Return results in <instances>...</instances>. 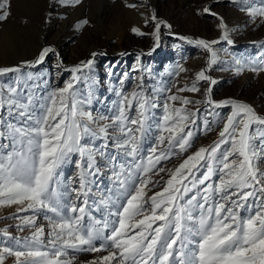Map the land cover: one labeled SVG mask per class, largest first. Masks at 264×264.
Wrapping results in <instances>:
<instances>
[{
  "label": "snow or ice",
  "instance_id": "snow-or-ice-1",
  "mask_svg": "<svg viewBox=\"0 0 264 264\" xmlns=\"http://www.w3.org/2000/svg\"><path fill=\"white\" fill-rule=\"evenodd\" d=\"M62 2L72 6L81 0ZM235 2L253 22L259 19L264 23V0L259 4L253 0ZM10 7L11 0H0V21L8 18ZM203 12L217 15L208 7ZM150 19L155 21L153 35L158 47L160 28L165 22L157 20L155 13ZM88 23L84 19L77 27ZM218 26L221 39L231 44L223 18ZM132 31L145 35L139 28ZM179 38L210 54L208 67L196 73L195 80L214 85L216 81L206 72L217 61L213 46L219 41ZM50 55L58 53L53 47H44L34 61L0 67V77L16 74L0 81V206L17 205L19 212L43 213L49 224L46 233L43 226L36 224L37 215L21 218L22 225L33 229L31 237L23 241L4 229L3 235L11 243L0 247V264H5L6 257H14L15 264H75V252L107 253L89 264H264V170L256 163L259 153L254 143L259 139L264 144V115L235 99L213 101L208 87V105L231 108L230 114L222 118L218 139L188 155L169 172L162 190L149 197L148 185L153 183L149 173L154 172L160 160L169 158L173 149L186 152L191 147L194 132L190 124L195 123L199 109L189 110L186 106L193 101L186 97H167L161 134L157 145L149 148L145 165L143 160H136L141 152L140 140L150 109L159 105L141 91L123 95L111 117L94 116L85 110V101L77 98L74 86L81 79L76 74L91 68L93 59L65 69L73 75L63 87L46 97L38 95L29 84L34 80L33 73H23L22 68L36 67ZM96 55L93 53V58ZM260 55L264 57V52ZM237 65L236 73L240 74L244 68L239 61ZM251 65L250 71L264 72V66H256L255 61ZM180 71L186 69L181 67ZM183 91L200 89L194 81L191 87L178 89ZM134 103L136 115L130 117ZM215 115L219 117V113ZM97 138L105 141L102 147L93 143ZM108 142L121 156L132 158L131 167L109 151ZM72 156L78 157L77 175L65 183L61 170ZM133 169L143 175H134ZM163 171L159 168L154 174ZM105 175L113 184L112 194L118 192L126 199L114 213L118 219L112 222L111 232L102 236L109 222H92L88 209L90 194L99 197V205L115 206V201L99 190L100 178ZM185 196L188 198L182 204ZM86 215L90 217L87 224ZM98 239L103 240L99 246L95 243Z\"/></svg>",
  "mask_w": 264,
  "mask_h": 264
},
{
  "label": "rangeland",
  "instance_id": "rangeland-1",
  "mask_svg": "<svg viewBox=\"0 0 264 264\" xmlns=\"http://www.w3.org/2000/svg\"><path fill=\"white\" fill-rule=\"evenodd\" d=\"M182 1L81 0L78 5L69 6L62 0H11L10 15L6 20L0 21V67H15L25 61H34L44 47H53L58 53V56L50 55L36 67L22 68L23 73H33L34 80L29 84L32 85L31 90L38 95L46 97L51 91L63 87L73 75L65 69H70L81 61L93 59L91 68L83 69L81 73L76 74L81 79L74 86L77 98L85 101V110L91 111L94 116L111 117L116 114L122 96L133 92L142 91L150 100H154L159 106L150 109L148 113L140 140L141 152L136 158L137 161L143 160L145 165L149 148L157 145L161 134L164 101L172 94L193 101L186 106L192 111L199 109L195 123L190 124V129L194 132L191 147L186 152H180L178 147L173 149L169 153V158L160 160L154 169V172L159 168H164L165 171L159 172L158 175L154 172L149 173L153 180L147 189L149 197L162 190L169 178V172L178 167L188 155L201 146L211 145L218 139L222 118L230 114L231 108H215L214 105H208L206 103L208 87H211L213 101L235 99L251 105L258 114L264 115V72L257 74L249 70L252 61H255L256 66H264L261 64L264 57L260 55L264 52V23L257 19L256 26L248 29V36H242L245 39L242 38L227 50L230 52L227 58L226 54L222 57L223 54L219 53L220 47L218 48L216 44L213 46L217 52V61L208 68L206 75L216 83L210 85L208 81L195 80L196 73L208 67L210 54L202 47L179 37L204 39L210 42L217 38L221 39L222 30L218 26L220 18L227 24L228 30L234 29V32L240 31L237 21L245 20L242 24L245 26L253 21L235 0H191L190 4L175 12L174 8ZM253 2L259 4V0ZM129 4H135L136 7H128ZM205 7L217 15L203 12ZM153 13L157 20H162L170 26L161 25L158 47L153 35L155 21L150 19ZM84 19L89 23L77 27ZM133 28H139L145 35L134 33ZM93 53L97 54L94 58ZM237 61L240 62L239 66L244 68L240 74L235 72ZM181 67L186 71H180ZM14 75L16 74L9 73L5 77H0V81H7ZM244 76L248 81L243 79ZM194 81L200 89L199 92H178V89L185 85L191 87ZM89 100L90 103H87ZM197 101L199 103H196ZM176 106H180L179 102ZM216 113H219V117L215 115ZM135 115L134 103L129 116ZM93 143L102 147L105 141L97 138ZM108 143L109 151L115 153L126 167H131L134 163L132 158L121 156L111 143ZM254 143L259 153L256 163L264 170V144H261L259 139ZM163 147L167 149L168 146L165 144ZM159 154L157 152L156 155ZM77 159L78 157L72 156L70 162L63 165L61 179L65 183H70L77 175L75 167ZM203 171L202 168L201 172ZM105 172H108V169H105ZM133 172L134 175H143L135 169ZM214 180L218 183L216 177ZM71 186L76 185L72 183ZM99 190L115 201V206H103L99 205L98 196L92 194L89 196L88 211L94 218L92 222L95 220L109 222L108 229L102 233V236H106L111 232L112 222L118 219L114 213L124 203L126 197H120L118 192L116 195L112 194L113 184L108 175L100 178ZM96 191V187L93 186V193ZM195 191L193 189V193ZM187 198L188 196H185L181 203L183 204ZM216 199L219 200V195ZM17 207L0 206V247L5 242L11 243L9 237L3 235L4 229H7L12 237L22 241L31 237L33 229L22 225L23 217L37 215L36 224L43 226L46 233L49 230L48 221L43 218V213L36 214L31 210L19 212ZM89 220L90 217L86 215L85 223H89ZM18 225L20 227H17ZM102 242V239L95 241L97 246ZM72 254L76 257L75 264H89L90 261L107 253ZM5 264H15V258L6 257Z\"/></svg>",
  "mask_w": 264,
  "mask_h": 264
},
{
  "label": "bare ground",
  "instance_id": "bare-ground-1",
  "mask_svg": "<svg viewBox=\"0 0 264 264\" xmlns=\"http://www.w3.org/2000/svg\"><path fill=\"white\" fill-rule=\"evenodd\" d=\"M190 2H192L191 0H183L181 3H180V5L179 6H177V7H175L174 9H175V12L176 11H179L180 9H183L184 7H186L188 4H190ZM177 14V13H176ZM245 14V13H244ZM242 16V14H240V17ZM243 17V16H242ZM241 17V18H242ZM238 20V19H237ZM236 20V21H237ZM252 20V19H251ZM243 21H245V20H239V21H237L236 22V24L237 25H239V27H240V31H237V32H234L235 30L233 29L232 31H229V38L232 40V43L231 44H229L227 41H224V40H222V39H218L217 38V41H219V43H217L216 44V46L219 48L220 47V49L221 50H219L218 52L219 53H221V54H223V56L222 57H224V55H225V58H227L228 57V55L230 54V52L229 51H227L231 46H233V45H235L238 41H240V40H242V36H248V31L250 30V29H252V28H254L255 26H256V21L255 22H251L250 23V25H242L244 22ZM235 25V24H234ZM238 27V26H237ZM245 27H247V28H245ZM234 28V27H233ZM249 29V30H248ZM163 38H165V37H163ZM243 39H245V38H243ZM217 49V48H216ZM230 56V55H229ZM235 66V65H234ZM235 68V67H234ZM236 72V71H235ZM243 79L245 80V81H248V80H246L247 78H246V76H244L243 77Z\"/></svg>",
  "mask_w": 264,
  "mask_h": 264
}]
</instances>
